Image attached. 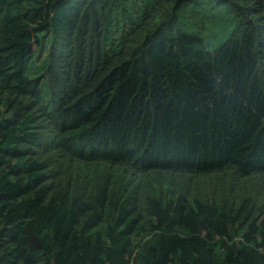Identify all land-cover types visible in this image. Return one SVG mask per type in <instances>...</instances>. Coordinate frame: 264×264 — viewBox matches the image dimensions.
<instances>
[{
	"label": "trees",
	"instance_id": "16d2710c",
	"mask_svg": "<svg viewBox=\"0 0 264 264\" xmlns=\"http://www.w3.org/2000/svg\"><path fill=\"white\" fill-rule=\"evenodd\" d=\"M0 264H264V0H0Z\"/></svg>",
	"mask_w": 264,
	"mask_h": 264
}]
</instances>
